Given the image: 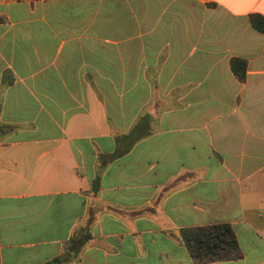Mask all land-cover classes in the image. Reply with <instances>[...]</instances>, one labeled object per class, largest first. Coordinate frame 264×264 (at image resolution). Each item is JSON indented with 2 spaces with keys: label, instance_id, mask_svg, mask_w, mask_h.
<instances>
[{
  "label": "crops",
  "instance_id": "obj_1",
  "mask_svg": "<svg viewBox=\"0 0 264 264\" xmlns=\"http://www.w3.org/2000/svg\"><path fill=\"white\" fill-rule=\"evenodd\" d=\"M264 0H0V264H264ZM246 62L241 81L231 61ZM136 144L109 160L116 139ZM99 179L97 193L93 181Z\"/></svg>",
  "mask_w": 264,
  "mask_h": 264
},
{
  "label": "trees",
  "instance_id": "obj_2",
  "mask_svg": "<svg viewBox=\"0 0 264 264\" xmlns=\"http://www.w3.org/2000/svg\"><path fill=\"white\" fill-rule=\"evenodd\" d=\"M251 26L256 31L264 34V17L259 14L249 16ZM231 68L235 76L241 81L246 77V62L240 59L231 61ZM1 111V109H0ZM15 130V127L0 123V134L5 135ZM138 136L132 132L116 139L117 148L109 160L121 157L136 144ZM99 179L93 181L92 192L97 193ZM187 250L192 259L199 264L223 262L242 258V253L234 230L229 224H215L182 231ZM91 239L90 235L84 234L78 239H72L66 254L47 264H61L76 256L79 250Z\"/></svg>",
  "mask_w": 264,
  "mask_h": 264
}]
</instances>
